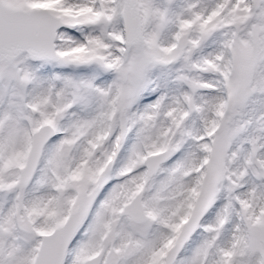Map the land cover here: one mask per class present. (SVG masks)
<instances>
[{
    "label": "snow or ice",
    "instance_id": "1",
    "mask_svg": "<svg viewBox=\"0 0 264 264\" xmlns=\"http://www.w3.org/2000/svg\"><path fill=\"white\" fill-rule=\"evenodd\" d=\"M0 264H264V0H0Z\"/></svg>",
    "mask_w": 264,
    "mask_h": 264
}]
</instances>
